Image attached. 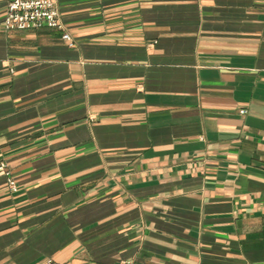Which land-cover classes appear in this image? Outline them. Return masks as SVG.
Wrapping results in <instances>:
<instances>
[{
	"label": "crops",
	"instance_id": "crops-1",
	"mask_svg": "<svg viewBox=\"0 0 264 264\" xmlns=\"http://www.w3.org/2000/svg\"><path fill=\"white\" fill-rule=\"evenodd\" d=\"M59 10L0 29V264H264V0Z\"/></svg>",
	"mask_w": 264,
	"mask_h": 264
},
{
	"label": "built area",
	"instance_id": "built-area-1",
	"mask_svg": "<svg viewBox=\"0 0 264 264\" xmlns=\"http://www.w3.org/2000/svg\"><path fill=\"white\" fill-rule=\"evenodd\" d=\"M59 2L60 0H9L0 29L4 31L41 29L43 27L64 29ZM63 38L70 46L74 45L69 33H65ZM242 113H247V111L242 110ZM0 176L7 177L11 192L18 191V184L7 169L6 163H0Z\"/></svg>",
	"mask_w": 264,
	"mask_h": 264
}]
</instances>
